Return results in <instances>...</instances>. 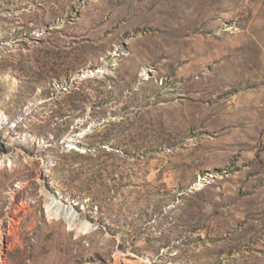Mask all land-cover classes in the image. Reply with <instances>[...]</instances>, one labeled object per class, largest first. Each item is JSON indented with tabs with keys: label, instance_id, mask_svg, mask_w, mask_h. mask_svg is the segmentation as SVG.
Returning a JSON list of instances; mask_svg holds the SVG:
<instances>
[{
	"label": "rangeland",
	"instance_id": "1",
	"mask_svg": "<svg viewBox=\"0 0 264 264\" xmlns=\"http://www.w3.org/2000/svg\"><path fill=\"white\" fill-rule=\"evenodd\" d=\"M66 259L264 264V0H0V264Z\"/></svg>",
	"mask_w": 264,
	"mask_h": 264
},
{
	"label": "bare ground",
	"instance_id": "2",
	"mask_svg": "<svg viewBox=\"0 0 264 264\" xmlns=\"http://www.w3.org/2000/svg\"><path fill=\"white\" fill-rule=\"evenodd\" d=\"M48 204L50 205V209H51L50 211L52 212L53 211L52 209L58 205V202L55 199L48 198ZM53 214L55 215V212ZM64 218L70 223V227L74 226L72 223L75 218V214L73 213V210L66 209ZM79 228L78 230H81L82 232L90 230L89 227H87L86 229L84 227H79ZM78 244H80V242ZM81 248H82V245H81ZM68 258L72 259L71 256H69ZM70 259H66V261H63V264H66V263L68 264L70 262Z\"/></svg>",
	"mask_w": 264,
	"mask_h": 264
}]
</instances>
